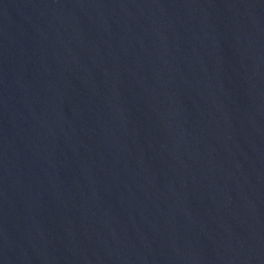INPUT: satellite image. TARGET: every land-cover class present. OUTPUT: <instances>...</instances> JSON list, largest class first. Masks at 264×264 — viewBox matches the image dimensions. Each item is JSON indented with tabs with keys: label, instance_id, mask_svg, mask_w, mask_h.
<instances>
[{
	"label": "water",
	"instance_id": "95a60500",
	"mask_svg": "<svg viewBox=\"0 0 264 264\" xmlns=\"http://www.w3.org/2000/svg\"><path fill=\"white\" fill-rule=\"evenodd\" d=\"M0 264H264V0H0Z\"/></svg>",
	"mask_w": 264,
	"mask_h": 264
}]
</instances>
